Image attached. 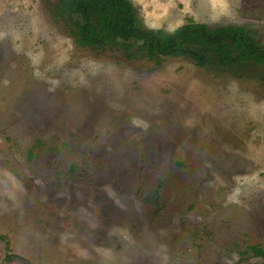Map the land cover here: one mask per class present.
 Listing matches in <instances>:
<instances>
[{"label": "rangeland", "instance_id": "374dc122", "mask_svg": "<svg viewBox=\"0 0 264 264\" xmlns=\"http://www.w3.org/2000/svg\"><path fill=\"white\" fill-rule=\"evenodd\" d=\"M130 2L264 46V0ZM53 3L0 0V264H264V81L80 49Z\"/></svg>", "mask_w": 264, "mask_h": 264}, {"label": "trees", "instance_id": "16d2710c", "mask_svg": "<svg viewBox=\"0 0 264 264\" xmlns=\"http://www.w3.org/2000/svg\"><path fill=\"white\" fill-rule=\"evenodd\" d=\"M49 13L68 27L80 49L116 47L126 59L137 60L145 57L146 46L151 44L160 59L185 54L199 68L264 81V46L243 27L212 28L189 21L169 34L148 30L140 24L130 0H54ZM159 64L160 61L156 63ZM0 241L7 252L4 260L12 262L16 256L9 253L7 237L0 235ZM248 251L264 259L260 246H249Z\"/></svg>", "mask_w": 264, "mask_h": 264}, {"label": "water", "instance_id": "95a60500", "mask_svg": "<svg viewBox=\"0 0 264 264\" xmlns=\"http://www.w3.org/2000/svg\"><path fill=\"white\" fill-rule=\"evenodd\" d=\"M180 52L181 53H185V52L190 53V50H188V51L180 50Z\"/></svg>", "mask_w": 264, "mask_h": 264}]
</instances>
